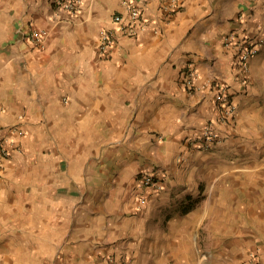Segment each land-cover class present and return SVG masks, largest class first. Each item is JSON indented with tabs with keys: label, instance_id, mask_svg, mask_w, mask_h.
I'll return each instance as SVG.
<instances>
[{
	"label": "crops",
	"instance_id": "crops-1",
	"mask_svg": "<svg viewBox=\"0 0 264 264\" xmlns=\"http://www.w3.org/2000/svg\"><path fill=\"white\" fill-rule=\"evenodd\" d=\"M125 2L0 0V264H251L244 239L264 264V45L244 84L223 45L264 28V0H142L146 27L103 54L99 30ZM214 77L236 111L196 150Z\"/></svg>",
	"mask_w": 264,
	"mask_h": 264
},
{
	"label": "built area",
	"instance_id": "built-area-1",
	"mask_svg": "<svg viewBox=\"0 0 264 264\" xmlns=\"http://www.w3.org/2000/svg\"><path fill=\"white\" fill-rule=\"evenodd\" d=\"M61 8L73 11L79 0H50ZM124 10L115 12L111 16L112 26H105L99 30L98 49L105 54L109 46L115 40L116 34H133L146 27L147 17L142 10V0H125ZM181 0H163V8L174 12L180 8ZM28 38L39 42L41 32L37 28H30L27 32ZM224 47L231 54L232 67L239 77L240 82H246L245 72L248 67V60L258 53L264 45V28H257L255 31H229L224 38ZM242 74V75H241ZM183 82L187 90L194 92L197 89L199 72L192 63H188L183 73ZM212 95L216 114L213 118L207 119L200 130L187 138V142L196 150L208 151L221 139L224 129L230 124L236 111V104L233 100V89L229 81L214 77L211 81ZM8 149L0 142V156H6ZM138 181L142 186L160 187L161 179L153 171H143L138 175ZM256 256L251 254V264H257ZM126 264V263H122Z\"/></svg>",
	"mask_w": 264,
	"mask_h": 264
},
{
	"label": "rangeland",
	"instance_id": "rangeland-1",
	"mask_svg": "<svg viewBox=\"0 0 264 264\" xmlns=\"http://www.w3.org/2000/svg\"><path fill=\"white\" fill-rule=\"evenodd\" d=\"M241 191H245V190H240L239 192H241ZM245 235V234H244ZM263 236V234L262 233H256V243L258 244V245H260V243H259V241L261 240V238L260 237H262ZM243 241V243H245L244 244V255L246 256V255H248L247 257H249V256H251V254H254V255H256V254H258L259 253V251H260V249H259V251H258V249H256V250H254L256 253H254L253 252V250H250V251H248V249L249 248H251V247H248V243H247V241L244 239V240H242ZM245 241V242H244ZM261 242V241H260ZM251 252V253H250Z\"/></svg>",
	"mask_w": 264,
	"mask_h": 264
}]
</instances>
